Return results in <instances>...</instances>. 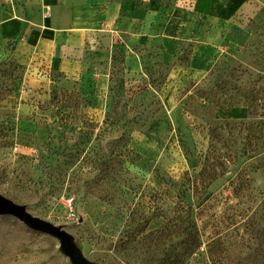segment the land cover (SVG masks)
<instances>
[{
    "label": "rangeland",
    "instance_id": "rangeland-1",
    "mask_svg": "<svg viewBox=\"0 0 264 264\" xmlns=\"http://www.w3.org/2000/svg\"><path fill=\"white\" fill-rule=\"evenodd\" d=\"M23 1L5 3L13 13ZM11 46L0 49L1 195L97 264H264V0L216 44L180 42L175 64L201 73L179 82L159 51L129 74L119 48L100 88ZM0 264L71 263L55 238L0 215Z\"/></svg>",
    "mask_w": 264,
    "mask_h": 264
},
{
    "label": "crops",
    "instance_id": "crops-1",
    "mask_svg": "<svg viewBox=\"0 0 264 264\" xmlns=\"http://www.w3.org/2000/svg\"><path fill=\"white\" fill-rule=\"evenodd\" d=\"M251 1L24 0L12 13L0 0V49L12 43L13 55L27 65L54 67L68 80L92 74L100 88L109 76L101 67L111 65L119 48L129 74L159 51L160 63L174 71L166 80L179 82L201 73L175 64L179 43L216 44Z\"/></svg>",
    "mask_w": 264,
    "mask_h": 264
},
{
    "label": "water",
    "instance_id": "water-1",
    "mask_svg": "<svg viewBox=\"0 0 264 264\" xmlns=\"http://www.w3.org/2000/svg\"><path fill=\"white\" fill-rule=\"evenodd\" d=\"M0 215L12 216L25 226L55 238L59 244L60 252L65 255L71 264H97L88 260L82 250L75 244L74 236L66 232L61 226L31 215L24 205H19L0 194Z\"/></svg>",
    "mask_w": 264,
    "mask_h": 264
},
{
    "label": "built area",
    "instance_id": "built-area-1",
    "mask_svg": "<svg viewBox=\"0 0 264 264\" xmlns=\"http://www.w3.org/2000/svg\"><path fill=\"white\" fill-rule=\"evenodd\" d=\"M62 205L65 208V211L67 212V214L71 217V218H76V210H75V202H74V198L73 197H67L64 196L62 198Z\"/></svg>",
    "mask_w": 264,
    "mask_h": 264
},
{
    "label": "trees",
    "instance_id": "trees-1",
    "mask_svg": "<svg viewBox=\"0 0 264 264\" xmlns=\"http://www.w3.org/2000/svg\"><path fill=\"white\" fill-rule=\"evenodd\" d=\"M75 244L82 250V243L81 240L74 237Z\"/></svg>",
    "mask_w": 264,
    "mask_h": 264
}]
</instances>
